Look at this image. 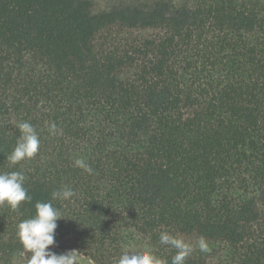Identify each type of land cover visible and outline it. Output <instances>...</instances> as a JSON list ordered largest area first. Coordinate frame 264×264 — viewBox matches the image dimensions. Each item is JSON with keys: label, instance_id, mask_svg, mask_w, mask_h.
Here are the masks:
<instances>
[{"label": "trees", "instance_id": "trees-1", "mask_svg": "<svg viewBox=\"0 0 264 264\" xmlns=\"http://www.w3.org/2000/svg\"><path fill=\"white\" fill-rule=\"evenodd\" d=\"M25 121L39 149L12 166ZM12 171L31 200L0 206V264L23 258L16 226L38 201L63 217L50 248L94 264L145 249L171 264L162 232L192 245L185 264H264V0H0Z\"/></svg>", "mask_w": 264, "mask_h": 264}, {"label": "clouds", "instance_id": "clouds-1", "mask_svg": "<svg viewBox=\"0 0 264 264\" xmlns=\"http://www.w3.org/2000/svg\"><path fill=\"white\" fill-rule=\"evenodd\" d=\"M20 135L17 143L8 155L9 164L14 166L25 159L33 158L39 149L40 140L34 127L27 121L18 125ZM50 133L56 132V125L49 126ZM75 166L84 169L89 174L92 168L84 160L76 159ZM26 176L20 171L0 173V206L7 205L16 211L21 202L30 201L25 189L24 182ZM75 195L74 190L65 186L63 189L54 191L52 199L70 200ZM35 215L22 220L16 226V237L22 246V251L18 253L23 257L24 264H81L82 254L78 250H68L62 254H57L50 250V246L55 245V229L57 221L63 217L59 210L51 202H36L34 205ZM159 242L164 245H171L176 249V254L171 259V264H185L186 258L193 251L192 245L183 239L177 238L168 232H162ZM199 249L202 252L208 250L206 241L200 238ZM30 253V256H26ZM15 264V257L13 258ZM114 264H168L166 260L157 257L151 250L124 251Z\"/></svg>", "mask_w": 264, "mask_h": 264}, {"label": "rangeland", "instance_id": "rangeland-1", "mask_svg": "<svg viewBox=\"0 0 264 264\" xmlns=\"http://www.w3.org/2000/svg\"><path fill=\"white\" fill-rule=\"evenodd\" d=\"M119 1L121 0H93V9L94 11L99 12L108 9L115 3H118ZM50 250L57 254H62L65 251H68V250H61L58 248H50ZM30 255L31 254L28 253L26 254V256H30ZM17 264H24V259L22 258ZM81 264H94V263L84 255H82Z\"/></svg>", "mask_w": 264, "mask_h": 264}]
</instances>
